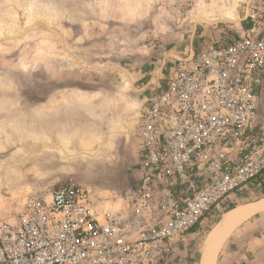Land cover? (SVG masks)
Masks as SVG:
<instances>
[{"label": "rangeland", "instance_id": "1", "mask_svg": "<svg viewBox=\"0 0 264 264\" xmlns=\"http://www.w3.org/2000/svg\"><path fill=\"white\" fill-rule=\"evenodd\" d=\"M217 4L183 21L162 0H0V218L11 219L48 182L119 200L138 179L139 111L174 60L241 34L235 5ZM258 110L264 123V96ZM229 197L264 193L258 184ZM221 216L203 218L172 261L197 264Z\"/></svg>", "mask_w": 264, "mask_h": 264}, {"label": "built area", "instance_id": "2", "mask_svg": "<svg viewBox=\"0 0 264 264\" xmlns=\"http://www.w3.org/2000/svg\"><path fill=\"white\" fill-rule=\"evenodd\" d=\"M211 2L235 5L241 34L174 60L138 114L137 182L111 203L80 185H39L11 219L0 218V264H163L203 218L229 207L231 193L259 184L264 0L162 6L184 21Z\"/></svg>", "mask_w": 264, "mask_h": 264}, {"label": "crops", "instance_id": "3", "mask_svg": "<svg viewBox=\"0 0 264 264\" xmlns=\"http://www.w3.org/2000/svg\"><path fill=\"white\" fill-rule=\"evenodd\" d=\"M214 16H217V15H214ZM244 25H247V22H244ZM200 36L201 34L199 35V37ZM190 44L192 46V43ZM263 96H264V78L261 83V93H260L261 103H262ZM258 116H257V120H258ZM256 187H258V184L247 186L246 188L255 189ZM259 199L257 197L256 199L251 200L249 202H241V203H234L233 202L234 200L230 199L232 204L230 203L229 207L226 209V211H224V213L232 210L235 207L237 208V207H241L243 205L249 204V203H254L255 201ZM224 213H222V216ZM262 213H264V211L254 212L252 215L238 222L232 228L229 235L226 237L223 244L221 245L217 253L214 264H252V262L254 264H258V243H260L264 239L262 238L264 237V233L261 232L260 229H258L259 226L262 225V222H263L264 216H261ZM239 242H243V244L242 243L240 244L241 245L240 248L237 247V244ZM176 251H177V248L175 252ZM249 251L251 252V254H248ZM174 253L163 264H175ZM173 256H174V259L172 261ZM199 259H200V256H199ZM199 261L200 260H198L197 264H199Z\"/></svg>", "mask_w": 264, "mask_h": 264}, {"label": "bare ground", "instance_id": "4", "mask_svg": "<svg viewBox=\"0 0 264 264\" xmlns=\"http://www.w3.org/2000/svg\"><path fill=\"white\" fill-rule=\"evenodd\" d=\"M260 211H264V197L254 203L235 207L225 212L205 237L199 264H214L217 253L232 228L254 212Z\"/></svg>", "mask_w": 264, "mask_h": 264}, {"label": "trees", "instance_id": "5", "mask_svg": "<svg viewBox=\"0 0 264 264\" xmlns=\"http://www.w3.org/2000/svg\"><path fill=\"white\" fill-rule=\"evenodd\" d=\"M244 26H247V25H244ZM263 177L264 176H261L260 178H258L259 186L261 188L262 193H264V182L262 181Z\"/></svg>", "mask_w": 264, "mask_h": 264}]
</instances>
